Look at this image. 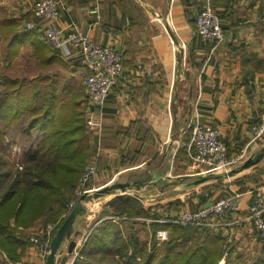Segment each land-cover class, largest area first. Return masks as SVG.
<instances>
[{"label":"crops","instance_id":"crops-1","mask_svg":"<svg viewBox=\"0 0 264 264\" xmlns=\"http://www.w3.org/2000/svg\"><path fill=\"white\" fill-rule=\"evenodd\" d=\"M35 1L0 0V42L6 39L5 49L14 54L5 64L18 68L14 79L37 83L42 93L54 87L56 93L79 92L68 78L81 86L87 74L81 58L59 55L37 29L24 26ZM205 4L212 6L225 28L220 41L203 39L196 32L195 17ZM54 22L124 55L123 73L105 102L96 106L87 101L86 117L93 128L89 159L95 157L97 165L87 193L116 182L126 171L148 173L145 181L137 177V193L151 216L132 217L151 223L152 236L153 226L159 224L156 219L195 210L225 192L238 191V210L214 218L223 224L213 231L234 252L250 260L264 258V238L256 236L247 218L249 190L264 184V134L253 139L252 133L264 114V0H61ZM2 74L6 73H0V80ZM192 119L218 128L232 162L199 173L200 166L179 146L188 138ZM129 174L136 178V173ZM201 176L206 180L190 183ZM121 192L93 198L74 216L73 229L90 226L92 231L106 218L128 220L108 209L113 196L130 194ZM34 228L35 224L24 230L26 239ZM66 237L60 257L67 252L70 236ZM45 259L27 243L20 257L7 264Z\"/></svg>","mask_w":264,"mask_h":264},{"label":"trees","instance_id":"trees-1","mask_svg":"<svg viewBox=\"0 0 264 264\" xmlns=\"http://www.w3.org/2000/svg\"><path fill=\"white\" fill-rule=\"evenodd\" d=\"M1 80L6 88L0 93V122L5 126L21 123L20 132L27 135L22 166L14 168V175L12 170L5 171L6 161L0 159V249L7 260L14 261L30 243L24 237L26 228L49 214L58 220L55 233L65 219L57 217L68 212L71 191L92 152L93 128L77 91L56 93L54 87L42 93L34 82L5 74ZM4 134L0 130V144ZM105 193H114V189L107 187L98 195ZM139 198L113 196L108 209L119 217L151 216ZM129 222L125 218L101 220L73 264H218L222 258L223 264H264L263 257L250 260L234 252L219 232L207 226L162 222L153 226L151 239L146 241ZM158 228L168 230V239L156 245ZM5 258L0 257V264H7Z\"/></svg>","mask_w":264,"mask_h":264},{"label":"built area","instance_id":"built-area-1","mask_svg":"<svg viewBox=\"0 0 264 264\" xmlns=\"http://www.w3.org/2000/svg\"><path fill=\"white\" fill-rule=\"evenodd\" d=\"M61 0H36L30 7L31 17L24 22L29 29H37L44 42L61 56L77 54L87 69L82 84L90 104L101 106L109 92L117 84L124 70L123 52L111 45L93 42L86 34L73 28L64 29L55 24ZM197 34L206 40L220 41L225 36V28L220 16L210 4L203 5L195 17ZM90 124V123H89ZM91 125V124H90ZM189 135L181 139L179 146L186 150L187 155L200 165L199 173L205 174L211 169L222 168L229 162L226 144L220 139L218 128L210 124L199 123L192 119L188 124ZM253 139L264 134V114L261 121L252 126ZM97 172L95 157L90 158L82 169L77 183L71 191V197L66 205L70 211L79 197L87 192L86 185ZM250 202L247 218L251 220L256 236L264 238V184L250 188ZM242 195L238 191L225 192L219 199L198 207L195 210H182L175 215L156 219L158 223H179L181 225L207 226L214 230L223 222L217 223L214 218L224 217L238 210ZM68 211V212H69ZM56 228L55 222L38 227L28 236L36 252L43 259L49 252L51 238ZM81 235L76 239L71 259L67 264H73L80 247L86 242L91 227L79 230ZM168 231L164 228L156 230V243L167 238ZM60 252H57L55 264H58ZM226 254V252H225ZM65 262V264H66ZM24 264H44L36 261H26Z\"/></svg>","mask_w":264,"mask_h":264},{"label":"rangeland","instance_id":"rangeland-1","mask_svg":"<svg viewBox=\"0 0 264 264\" xmlns=\"http://www.w3.org/2000/svg\"><path fill=\"white\" fill-rule=\"evenodd\" d=\"M7 35H8V33H7ZM6 42H7L6 39L2 40V42H0V73H6L5 75H8L9 78L14 79V70L16 71L18 68L14 67V64L13 65L5 64L7 62V60L9 62V60L14 59V54L10 55L11 53H9V51L5 49L6 48V45H5ZM68 81H69V83L74 84L76 89L79 90L78 93L81 94L82 104L85 105V118L87 120L86 109H87V101L88 100H87V97L85 96V94L83 92L84 91L83 84L81 83V86H80L77 83V80L72 79V78L71 79L68 78ZM12 86L14 87V85H12ZM71 86H73V85H71ZM8 87L9 86L7 85V88ZM4 88H6V84H4L2 82V80H0V93L3 91ZM21 126H22L21 123H12L9 126L8 125L5 126L4 122H2V121L0 122V130L3 131V134L5 133L4 139L0 144V159L2 161H6L5 171L12 170L13 175H14V168H17V167L21 168V166H22V162H21L22 161L21 160L22 155H21V153H22L23 145L26 143V139H27V135L20 132ZM89 160L90 159H88V161ZM233 160H234V158H229L228 163L232 162ZM86 163L84 164V166L86 165ZM139 170L140 169H134V170L124 172L122 175H120L118 177L116 182H130L131 183L130 185L134 188L133 190H130V191L138 192L139 180L141 179V180L145 181L144 180L145 178L149 179V174L148 173L146 174V172L142 173L141 176H138L137 174L140 173ZM130 172L136 173V175H135L136 178L131 177L129 174ZM137 177L140 179H138ZM121 191L122 190L117 189V188L114 189V193H120ZM125 192L127 193V190H125ZM125 192H121V193L125 194ZM141 192L149 193L151 191L141 190ZM68 213L69 212H67V213L63 212L57 218L60 219L59 218L60 216L66 217ZM129 219H130V223H132L135 226V229L138 230L139 232H141L142 236L145 238H148V241H149V239H151L150 238L151 237V229L149 228V225H151V223H141V222H138L136 220V218H133V217H129ZM50 222H55L56 226H57L58 220L53 221V217H51L49 214H45V216L40 217L34 223L35 224L34 230H36L39 226H43V225L50 223ZM155 234H156V231H155ZM167 239H168V234H167V238H165L164 240H167ZM162 241H160L159 243H156V245H159ZM4 256H5V253L0 249V257L5 258ZM223 261H224V258H222L218 264H223Z\"/></svg>","mask_w":264,"mask_h":264},{"label":"water","instance_id":"water-1","mask_svg":"<svg viewBox=\"0 0 264 264\" xmlns=\"http://www.w3.org/2000/svg\"><path fill=\"white\" fill-rule=\"evenodd\" d=\"M171 36H172L173 40H175L173 37V34H171ZM205 180H206V177L201 176L199 178L192 180L190 183L198 184V183L205 181ZM129 186H130L129 182H114L108 186L98 188L91 193H87V192L83 193L79 197V199L77 200V202L75 203L73 208L69 211V213L67 214V216L65 217L63 222L59 225V227L57 228L54 235L52 236L51 241H50V245H49V252L46 256L44 264H55L57 252H59V249L62 246L64 240L67 238L66 236H70V240L68 241L67 246H66L67 252L62 254L60 259H59L60 264H64L66 262V260L68 259V254H70L73 251V248L75 247L76 237H77V234L79 232V229H73V227H72V220H73L74 216L77 213L84 211L86 208V205H88V203L93 198L99 196L98 193L101 192L103 189L110 187L112 189L117 188V189H120L122 191L127 190L128 193L135 195L137 197H141V195L138 194L137 192L130 191ZM100 195H102V194H100Z\"/></svg>","mask_w":264,"mask_h":264}]
</instances>
